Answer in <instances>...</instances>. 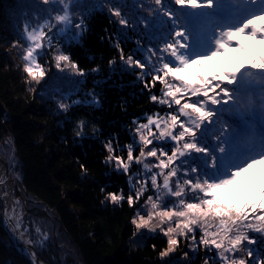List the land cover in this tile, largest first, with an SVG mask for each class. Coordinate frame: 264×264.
Segmentation results:
<instances>
[{"label":"trees","instance_id":"1","mask_svg":"<svg viewBox=\"0 0 264 264\" xmlns=\"http://www.w3.org/2000/svg\"><path fill=\"white\" fill-rule=\"evenodd\" d=\"M21 1L10 4L0 0V34L12 46L23 44L21 31L13 32L17 17L42 24L49 16H56L59 7L53 0L48 4L43 0ZM7 4L9 11H5ZM178 8L174 3L167 5L169 11ZM163 9L164 0L160 5L155 0H78L70 6L71 32H79L78 39L71 44L65 43L64 37L54 39L53 46L40 55L41 65H49L52 71L56 70L54 54L61 50L69 55L68 85L50 78L47 88L30 87V81L22 79L20 70L0 51V99L6 108L5 125L13 136L19 187L32 202L28 213L39 227L56 221L60 230L57 238L64 239L60 243L52 233L47 241L45 235L42 247L37 239L45 230L31 224L34 230L28 231L47 264H177L183 256L187 264H205L206 260L213 264L210 257L214 251L206 255L203 246L183 236L176 237L178 245L172 253L161 256L167 250L168 237L159 228L133 243L136 226L131 221L136 218V209L144 205V197L152 194L150 182L149 192L134 206L126 199L113 202L109 198V193L130 194L128 178L133 177L135 183V174L143 167L133 162L123 173L109 156L119 155L126 161L127 145L133 143L137 123H146V117L158 110L161 114L167 111L166 106L158 108L150 100L152 93L160 95L161 86L145 89L144 80L150 77L140 78L141 70L132 71L125 64L138 48L162 46L163 36L171 29ZM81 21L82 30L76 29L75 24ZM16 53L19 58L20 50ZM142 55L138 53L133 59ZM231 55L221 60L225 67L243 59L242 54ZM71 63L83 75L72 69ZM208 67L199 66V70ZM212 70H216L214 65ZM62 104L66 107L61 108ZM135 140H139L138 135ZM109 142L112 153L106 147ZM214 142L209 137V145ZM138 154L137 145L133 155ZM148 161L154 162V158ZM1 221L0 264H31L9 240ZM249 236L256 239V245H247L253 256L248 257L242 248L237 257L246 264H259L258 254L264 260V237L259 233ZM196 237L199 240L198 230Z\"/></svg>","mask_w":264,"mask_h":264},{"label":"snow or ice","instance_id":"2","mask_svg":"<svg viewBox=\"0 0 264 264\" xmlns=\"http://www.w3.org/2000/svg\"><path fill=\"white\" fill-rule=\"evenodd\" d=\"M76 3L53 0L63 5L58 9L63 14L25 28L23 70L31 80L38 82L46 74L38 60L45 41L53 46L60 37L67 44L78 39L69 16ZM171 3L179 8L167 10ZM163 10L171 29L162 46L138 48L125 64L132 71L141 70L140 78L150 77L144 80L145 89L161 86L160 95L152 93L150 100L167 111L147 116L146 123L133 122L137 127L126 161L109 156L123 173L133 162L143 166L135 183L128 178L130 194L109 193V198L126 199L131 207L151 189L131 222L151 232L159 228L168 237L161 256L172 252L176 237L183 236L203 246L206 255L214 251L213 264H246L237 253L244 248L248 257L253 256L247 245L256 239L249 232L264 236V0H164ZM81 25L82 21L75 28L82 30ZM138 53L142 57L134 60ZM230 53L242 54L243 59L225 67L221 60ZM54 60L62 71V62L67 67L70 57L58 54ZM204 65L207 70H199ZM71 68L83 75L75 63ZM209 137L215 141L211 145ZM137 145L139 154L134 157ZM106 147L114 151L111 142ZM257 260L264 264L260 254Z\"/></svg>","mask_w":264,"mask_h":264},{"label":"rangeland","instance_id":"3","mask_svg":"<svg viewBox=\"0 0 264 264\" xmlns=\"http://www.w3.org/2000/svg\"><path fill=\"white\" fill-rule=\"evenodd\" d=\"M13 1L14 0H8V3L11 4ZM18 1H21V0H18ZM23 1H25V0H23ZM67 2H68V0H65V3H67ZM22 3H24V2H22ZM10 4H7V7H6L5 11H7V10L9 11L8 6ZM58 6L60 8L63 7L62 4L61 5H58ZM59 7L57 9H59ZM62 14H63V12L58 10L57 15H62ZM69 16H70V12H69ZM20 19H22V20H20ZM20 19H19V17L16 18V21L14 23L15 26L13 25L14 26L13 32L14 33H17L18 31H21V34L23 36V44L22 45H19V46L18 45H16V46L13 45L12 46L11 44L8 45L7 44V39L0 34V51L3 52L6 55V57L10 60V63L11 64L13 63V65L15 66V68H18L20 70L22 79H25L26 82H27V80L30 81L29 82L30 87H34V88L35 87L47 88V87H49L48 86L49 84H48L47 81L50 78H51V80L60 81V83L62 82L63 84H64V81H65V83L68 85V66L67 67H64L63 62L61 64V66L63 68L62 71L60 69H57V67H56V70L55 71H52V69H51V67L49 65H47V64L46 65H42V67L44 68L46 74L38 82L37 81H34V80H31L27 76V74L24 72L23 69H24L25 61L22 59V56L24 54L25 46H26V43H27L26 42V39H25V28L26 27L34 28V27H36V25L38 23L37 22L36 23L35 22L30 23L29 20H26L25 18H20ZM24 20H26V21H24ZM45 21H43V23ZM23 22H25V23L21 27V24ZM52 22L55 23L54 20ZM71 28H73V27H71ZM11 41H14V40H11ZM245 43H248V42L245 41ZM48 48H49V46L46 44V41H45L44 42V48L42 50L43 54L46 52V50ZM18 50H20V52H21V53H19V58H18V55L16 53V51H18ZM15 53H16V56L17 57L14 55ZM58 54H64V53L60 50V52ZM58 54H54L53 55V59H54V56L55 55H58ZM231 54H234V53H230L229 54V57L227 59H229L232 56ZM38 60H39V63L41 64V62H40L41 61L40 56L38 57ZM222 60H225V59L222 58ZM63 84H61V85H63ZM40 93H38V94H40ZM64 94L66 95L67 94V91ZM40 96H41V94H40ZM42 99H44V97H42ZM2 128H3L4 131H3V134H2V136L0 138V153L3 154L7 158L8 166H9V174L18 183V179H19L18 177L20 176V174H19L18 161H17V159L14 156V141H13V136H12L10 130L6 127V125L5 126L2 125ZM153 171H156V170L153 169ZM18 189L20 191V192H18V196L20 198H22L21 195H24L25 201L22 200L21 203H22L23 206H26V209H27V211H26L27 213H26V216H25V220L23 222V226H24L25 230H27V231L28 230L33 231L34 229H30L31 227H33L32 226L33 224H34L35 228H37V230H40V228H42L43 230H45V234H42V236H39V240L37 239V241H39V243L41 244L42 247L45 246V241H44L45 240V235H46L47 241H48V238L50 237V235L52 233H53V237H54L55 240L57 239V241L60 242V243L62 241H64V239H60L59 237L57 238V235H59V233L57 234L56 231H60V230L57 227L56 221H53L52 223H49V222L46 221L45 222L46 223L45 225H43L42 227H39V224L37 223V219L35 217L30 216V214L28 213L30 203H32V202H30L29 199L25 196V194L21 191V189L19 187V183H18ZM146 198L147 197H144L145 200H146ZM145 200H144V202H145ZM34 210L35 211H39V207L37 205H34ZM1 219H2V221H1ZM0 221H1V225H3L4 230L7 232L6 225H5V220H4V216H3L2 210H0ZM30 221H31V223H30ZM134 232H135V234H134L133 239H135V240L132 239V241H133L134 244H137L136 243V239H140V238H143L144 236H146L148 234H151V231H149L147 229H137L136 228V230ZM7 234H8V232H7ZM249 234H252L253 235L252 232H249ZM8 238H9V236H8ZM9 240H10V238H9ZM140 240H142V239H140ZM261 244L264 245V243H261ZM254 245H256V243ZM35 247H36V245H35ZM36 249H37V247H36ZM172 252H169V253H172ZM76 261H78V260H76ZM31 264H33V263L31 262ZM177 264H187L185 257L183 256L182 258H180L179 260H177Z\"/></svg>","mask_w":264,"mask_h":264},{"label":"bare ground","instance_id":"4","mask_svg":"<svg viewBox=\"0 0 264 264\" xmlns=\"http://www.w3.org/2000/svg\"><path fill=\"white\" fill-rule=\"evenodd\" d=\"M4 115L2 117V125L5 126ZM3 131L0 134V138L3 134ZM16 183V180H14L10 174L9 178L5 175L4 167L2 161L0 160V210H2L4 216L8 236L17 250L33 263L35 260V253L32 249L25 246L24 243L28 242L29 238L32 239L34 245L35 242L30 233L25 230L23 226L27 209H25L21 203L23 199L18 196V183L17 185ZM42 261L45 262L44 260Z\"/></svg>","mask_w":264,"mask_h":264},{"label":"water","instance_id":"5","mask_svg":"<svg viewBox=\"0 0 264 264\" xmlns=\"http://www.w3.org/2000/svg\"><path fill=\"white\" fill-rule=\"evenodd\" d=\"M6 112V108L4 106V104L2 103L1 99H0V134L1 132L3 131V128H2V117L3 115L5 114ZM0 160L2 161V164H3V167H4V172H5V175L9 178V166H8V161L7 159L0 153ZM17 185V183H16ZM17 191H19V189L17 188ZM23 201H25L24 199V195H21ZM24 208L26 209V206H24ZM30 237V236H29ZM25 246H27L28 248L32 249L33 252L35 253V260L33 262V264H46L45 262H43L38 254V251L32 241L31 238H29V241L24 243Z\"/></svg>","mask_w":264,"mask_h":264}]
</instances>
